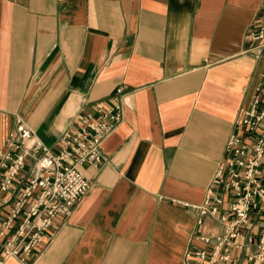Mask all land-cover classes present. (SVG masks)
I'll list each match as a JSON object with an SVG mask.
<instances>
[{
  "label": "crops",
  "instance_id": "0c3cea01",
  "mask_svg": "<svg viewBox=\"0 0 264 264\" xmlns=\"http://www.w3.org/2000/svg\"><path fill=\"white\" fill-rule=\"evenodd\" d=\"M263 3L0 0V150L19 117L55 151L77 112L113 103L116 88L122 108L99 163L81 165L87 191L25 263L0 250V264H184L202 245L193 234L218 231L208 215L196 224L193 205L264 82L248 37ZM33 167L28 158L16 189ZM250 220L254 250L260 217ZM231 254L246 263L245 248Z\"/></svg>",
  "mask_w": 264,
  "mask_h": 264
},
{
  "label": "built area",
  "instance_id": "2783aa9c",
  "mask_svg": "<svg viewBox=\"0 0 264 264\" xmlns=\"http://www.w3.org/2000/svg\"><path fill=\"white\" fill-rule=\"evenodd\" d=\"M262 7L258 21L248 30L257 57L264 56V3ZM120 91L116 88L113 103L97 102L94 112H77L76 123L63 131L55 151L35 139L33 128L18 118L6 148L0 150V250L4 257L14 256L25 263L53 218L68 213L87 191L89 181L81 165L99 163L103 138L121 120ZM242 112L203 200L193 205L197 225L208 215L218 221L220 229L214 234H193L202 245L185 250L184 264H229L233 248L248 251L245 264L264 259V82L257 87L251 106ZM28 158L34 159V167L16 189L14 183ZM27 202L28 209L22 212ZM253 213L260 217V225L255 249L250 250Z\"/></svg>",
  "mask_w": 264,
  "mask_h": 264
}]
</instances>
